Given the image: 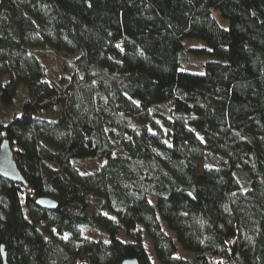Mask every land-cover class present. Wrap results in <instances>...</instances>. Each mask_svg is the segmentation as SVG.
<instances>
[{
    "label": "trees",
    "instance_id": "obj_1",
    "mask_svg": "<svg viewBox=\"0 0 264 264\" xmlns=\"http://www.w3.org/2000/svg\"><path fill=\"white\" fill-rule=\"evenodd\" d=\"M44 48L77 55L65 86ZM4 139L27 184L0 177V264H153L145 233L161 264H264V0H0Z\"/></svg>",
    "mask_w": 264,
    "mask_h": 264
},
{
    "label": "rangeland",
    "instance_id": "obj_2",
    "mask_svg": "<svg viewBox=\"0 0 264 264\" xmlns=\"http://www.w3.org/2000/svg\"><path fill=\"white\" fill-rule=\"evenodd\" d=\"M214 15L217 17L218 21L222 26L228 27L229 21L224 16H221L219 10L214 9ZM205 46L206 43L203 40L197 38H191L185 41V48L188 50H191V48H195V47L202 48ZM34 53L42 61L45 68H47V78L54 80L61 87L65 86L70 78L69 76L76 69L74 60L77 57V55L76 54L67 55L64 52H59L53 48L40 49L38 51H35ZM215 59H217L215 56H211L209 54L202 53L201 55H197L191 52L189 58L190 62L187 64L186 69L189 72H197L203 74L205 72V64L208 61H213ZM59 113L60 110L55 108L49 113H46V115L49 116L50 118H54L57 117ZM222 160L223 158L220 157L219 155L217 156L214 153L207 151L203 159L198 161V165H199L198 169L200 172H202L204 169H206L209 166H214V167L218 166V164H220ZM77 163L79 168L85 172L95 170L99 166V163L91 159L88 160L83 159ZM101 163L102 164L105 163V159H102ZM239 175L244 176V173L240 172ZM96 207L97 206L91 205V210L96 209ZM29 211L30 209H27V212ZM29 214H31V216L36 215V213H34L33 210L32 213L29 212ZM162 224L165 232L171 235L174 238L176 245H178L176 256H181L187 259L193 257L194 256L193 252L192 251L189 252L183 249V247L177 241L175 233L172 230H170L168 225L165 224L164 222H162ZM40 226H42V224H40ZM81 228H82V234L89 239H96L99 241H106V242L109 241V238L104 233H100L96 228L89 226H82ZM69 234L70 232H66L65 236H69ZM118 236L122 240L129 239L128 237H126L125 233L123 232L122 233L120 232ZM143 236H144L143 239L144 246L147 247L149 255L152 258L153 264H161L158 257H156L155 250L151 243L150 237L146 233Z\"/></svg>",
    "mask_w": 264,
    "mask_h": 264
},
{
    "label": "water",
    "instance_id": "obj_3",
    "mask_svg": "<svg viewBox=\"0 0 264 264\" xmlns=\"http://www.w3.org/2000/svg\"><path fill=\"white\" fill-rule=\"evenodd\" d=\"M13 146L8 139L1 142L0 147V177H4L10 181L21 184H27L26 178L17 165ZM35 204L43 209L56 210L58 202L50 196L38 197ZM4 253V264H7V253ZM121 264H140L138 258H126Z\"/></svg>",
    "mask_w": 264,
    "mask_h": 264
}]
</instances>
